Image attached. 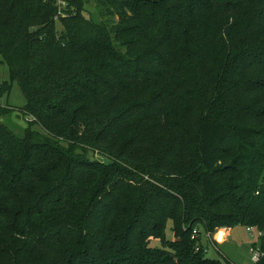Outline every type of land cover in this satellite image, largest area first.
Here are the masks:
<instances>
[{"label":"trees","instance_id":"16d2710c","mask_svg":"<svg viewBox=\"0 0 264 264\" xmlns=\"http://www.w3.org/2000/svg\"><path fill=\"white\" fill-rule=\"evenodd\" d=\"M3 62L33 119L0 104V264H223L200 236L234 224L264 252V0H0Z\"/></svg>","mask_w":264,"mask_h":264},{"label":"rangeland","instance_id":"374dc122","mask_svg":"<svg viewBox=\"0 0 264 264\" xmlns=\"http://www.w3.org/2000/svg\"><path fill=\"white\" fill-rule=\"evenodd\" d=\"M88 8L91 11H95L92 4L89 5ZM9 79V67L7 63L3 62L0 64V87L4 81ZM0 104L5 106L11 105L16 108L17 111L15 110L8 118V124L18 135L23 134L31 119H29L30 116H17L19 110H21L26 104V98L17 81L12 82L10 91L0 95ZM32 129L41 131V128L38 125L32 126ZM171 226L172 223L170 222L166 228V238L169 240L174 239V233ZM207 232L211 233V239L215 245L211 244L209 236L206 235ZM202 235H205L206 237L203 236L205 242H207V240L210 241V247L208 249L201 246L208 257L220 259L223 264H257L253 261L251 252L253 246L256 245L259 248L261 247L259 231L257 228H252V231H248L247 226L242 224L222 225L215 227L212 231H204ZM151 245L161 247L162 239H153ZM205 249H207V251H205Z\"/></svg>","mask_w":264,"mask_h":264},{"label":"built area","instance_id":"2783aa9c","mask_svg":"<svg viewBox=\"0 0 264 264\" xmlns=\"http://www.w3.org/2000/svg\"><path fill=\"white\" fill-rule=\"evenodd\" d=\"M59 4L61 5V6H65L66 5V2L65 1H60L59 2ZM29 119H33V117H30ZM247 230L248 231H252V227H247ZM201 233V230L199 229V228H195L194 230H193V235H192V237L193 238H195L196 236H198L199 234ZM251 233V232H250ZM202 234V233H201ZM252 234V233H251ZM207 236H209V239H210V241H211V244H213V245H215L214 243H213V241H212V239H211V233L209 232H207V234H206ZM201 243V242H200ZM201 246H202V244H201ZM198 249H199V247H198ZM205 251H207V249H205ZM251 252H252V259H253V261L255 262V263H258L259 261H260V259L263 257V255H264V252L261 250V248H259L258 246H253L252 248H251Z\"/></svg>","mask_w":264,"mask_h":264},{"label":"crops","instance_id":"0c3cea01","mask_svg":"<svg viewBox=\"0 0 264 264\" xmlns=\"http://www.w3.org/2000/svg\"><path fill=\"white\" fill-rule=\"evenodd\" d=\"M201 236H202V237H201L202 239L200 240V242H201L202 246H204L205 248L208 249V248L210 247V246H209V242H210V241L207 240V242H205V241L203 240V236L205 237V235H201ZM205 238H206V237H205ZM210 245H211V244H210Z\"/></svg>","mask_w":264,"mask_h":264}]
</instances>
